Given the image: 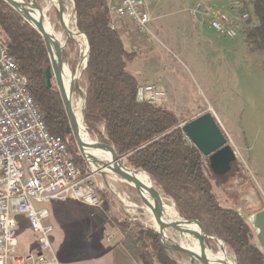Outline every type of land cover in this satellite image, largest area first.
I'll return each instance as SVG.
<instances>
[{
	"label": "rangeland",
	"instance_id": "374dc122",
	"mask_svg": "<svg viewBox=\"0 0 264 264\" xmlns=\"http://www.w3.org/2000/svg\"><path fill=\"white\" fill-rule=\"evenodd\" d=\"M30 2L38 3L40 9L47 7L50 24L55 31L65 33L59 22L57 3L49 0ZM201 3L209 12L199 23L194 10ZM62 4L63 12L70 15V29L77 34L73 2L62 0ZM239 5L240 0L155 1L150 7V28L162 46L154 48L144 47L128 25L119 23L118 26L125 33L120 35L130 53L126 69L138 84L161 82L166 93L161 105L177 116L184 115L190 120L209 111L238 147L236 160L226 175L215 176L206 160L203 169L219 203L226 208H234L247 221L253 212L264 208V71L258 69H264V54L256 52L250 56L241 31L236 38L229 39L217 34L210 25L213 16L228 13L231 9L234 11V8L237 12ZM70 37L76 47L69 51L65 46L64 61L70 68L68 61L76 59L77 64L71 70L74 73L84 48V38L79 35ZM128 40L137 47L136 51L131 50ZM51 83L56 86L54 80ZM77 88L74 93L76 96L81 94L83 98L80 78ZM243 139H247L248 151ZM66 140L71 151L79 152L71 130H68ZM237 165L251 178L261 200L250 189L241 192L237 202L226 197L225 190L238 172ZM87 168L88 172L81 174L87 177L96 191L107 193V197H103L105 205L88 207L75 201L47 205L51 214L49 222L53 226L51 244L60 264H153L147 250L122 224L123 219L133 220L154 230L149 222L151 214L142 202L136 201V198L140 199L137 191L134 188L128 191L125 188L128 184L114 175L95 174L89 164ZM163 200L172 204L169 199ZM253 234V243L260 248L254 231ZM169 235L174 244L180 245V239L174 232ZM106 236H111V240L107 241ZM17 241L20 253L30 252L36 244V236L25 222L17 234ZM219 249L215 243L214 246L209 244L206 251L218 253ZM226 254L233 260L231 254ZM178 263L189 264V260Z\"/></svg>",
	"mask_w": 264,
	"mask_h": 264
},
{
	"label": "trees",
	"instance_id": "16d2710c",
	"mask_svg": "<svg viewBox=\"0 0 264 264\" xmlns=\"http://www.w3.org/2000/svg\"><path fill=\"white\" fill-rule=\"evenodd\" d=\"M23 1L30 3V0ZM72 2L76 31L89 44L87 65L80 75L87 135L111 146L122 165L148 175L153 188L161 192L163 199L172 202L178 216L197 221L207 235L220 240L235 264H264L263 250L254 245L248 222L234 208L222 206L212 193L203 169L207 159L189 143L180 127L189 118L177 116L163 105L153 106L140 97L138 82L126 69L130 53L120 33L109 27L106 1ZM236 10L238 14H248L241 30L247 52L250 56L256 52L264 54V0H240ZM0 38L25 76L28 92L38 105L47 130L64 141L69 159L80 172H88L81 153L68 147L66 134L71 129L59 91L53 85L47 88L43 82V71L49 63L46 44L3 0H0ZM66 47L69 51L75 50L76 43L69 39ZM68 63L74 70L76 59ZM237 166L238 172L225 190L226 197L237 202L239 194L250 189L261 200L251 178ZM125 188L133 191L128 185ZM97 193L107 197L106 192ZM136 201L141 202L138 198ZM260 210L263 208L255 212ZM122 224L147 250L153 264H179L189 260L184 253L164 251L158 234L140 222L123 219ZM209 244L214 246L215 242L209 240Z\"/></svg>",
	"mask_w": 264,
	"mask_h": 264
},
{
	"label": "built area",
	"instance_id": "2783aa9c",
	"mask_svg": "<svg viewBox=\"0 0 264 264\" xmlns=\"http://www.w3.org/2000/svg\"><path fill=\"white\" fill-rule=\"evenodd\" d=\"M105 1L111 30L122 33L118 24L124 23L144 47L162 46L150 29L149 6L155 0ZM232 10L210 20L211 28L229 39L236 38L248 18ZM139 95L153 106L166 97L154 83L140 87ZM67 201L88 207L106 203L69 159L64 141L47 130L25 76L0 38V264H60L51 244L47 205ZM24 222L36 236L28 253H20L17 241Z\"/></svg>",
	"mask_w": 264,
	"mask_h": 264
},
{
	"label": "water",
	"instance_id": "95a60500",
	"mask_svg": "<svg viewBox=\"0 0 264 264\" xmlns=\"http://www.w3.org/2000/svg\"><path fill=\"white\" fill-rule=\"evenodd\" d=\"M3 1L8 3L23 18V20L26 23H28L43 38L48 50L49 63H50L51 54L49 51L48 44L52 43L57 47L59 64L55 69V71L53 72L50 69V65H48L45 68V70L43 71V82L45 86L49 88L52 85L51 81L52 80L55 81L56 87L59 91L64 107L66 109V113L69 119L70 129L75 138V142L79 152L84 157L85 153L91 152L95 147L99 145L104 146L111 155V164L109 165L102 163V165L100 166L102 168V171H99L98 174L103 175L104 173H108L114 175L118 177L122 182L131 186L132 188H134V186H137L139 184H143L146 197L143 199L140 198V200L142 204L145 205L147 211L151 214L153 219L158 223V228L154 229V231L158 234V240L162 249L167 252L175 251L186 254L189 257V264H195L196 262L199 264H211L209 261L205 259V253H204L206 248L209 247V240H213L218 246L220 244L221 250H223L226 253V250L222 242L213 236L207 235L197 221H186L181 219L183 224H197L199 226L201 235L198 237L199 250L197 255L190 254L187 251V249H185L183 246L176 245L170 240L169 243H166L165 240L164 241L162 240L161 232L165 223L164 221H162V219L160 218L159 214L157 213L156 209L154 208L153 204L149 199V189L147 188L145 181L142 179L141 176V173L143 174L145 173L142 172L141 170L130 169L122 165L120 163V159L117 157L113 148L102 141L92 140L88 144L84 145L81 139L77 119L75 118V115L72 110L71 112L67 110L65 104V91L62 86V71L65 64L64 61L65 46L67 40L69 39L72 40L70 34L69 33L67 34L65 45L61 46L59 42L56 39H54V37L47 34L45 30L44 22L38 19L37 17L33 16L31 13H29V11L27 10L29 3H25L23 0H15V2H12L11 0H3ZM56 3H57L56 8L59 15V22L60 25L62 26V22H61V16L63 13L62 0H56ZM35 5L38 7L37 3H35ZM204 14H208V10L206 6L203 3H201L196 7L194 14L195 19L199 23H202V16ZM86 45H87V59L82 71L86 68L88 61L89 44L87 39H86ZM78 69H79V64L77 65V68L74 71L75 74L78 72ZM82 71L79 73V78ZM75 85L77 88V82ZM83 109H84V99H83V108H82V120H83ZM180 127L186 139L189 141V143L194 145L198 149V151L201 153L203 158L207 159L208 166L215 176L217 177L224 176L230 171L231 164L236 160L235 152L232 146L230 145L227 136L225 135L218 121L214 117V115H212L209 111H204L200 115H197L196 117L181 124ZM247 222L251 227V229L255 232L256 240L260 246V249L263 250V255H264V209L252 213L248 217Z\"/></svg>",
	"mask_w": 264,
	"mask_h": 264
},
{
	"label": "bare ground",
	"instance_id": "6f19581e",
	"mask_svg": "<svg viewBox=\"0 0 264 264\" xmlns=\"http://www.w3.org/2000/svg\"><path fill=\"white\" fill-rule=\"evenodd\" d=\"M11 1L15 2V0H11ZM49 1L50 3H56V0H49ZM27 10L33 16L37 17L38 19L44 22L45 30L47 34L54 37V39H56L61 46L65 45V34L67 35L69 33L70 36L79 35L80 37L84 38L83 39L84 48H82L83 50L81 51L78 72L76 74L73 73L71 69L64 64L62 71V86L65 91V104L67 110L69 112H71V110L73 111L75 118L77 119L81 139L83 141V144L86 145L89 142H91L92 139L87 135L82 120L83 98L81 94L76 96V94L74 93L75 89L78 91V88H76L75 84L79 79V73L82 71L87 59L86 39L83 35L79 34L78 32L77 34H75L71 31L70 15L66 12H63L61 16L62 27L65 32L63 33L60 31H55L53 26L50 24L49 19L47 18V14H48L47 7L40 9L35 5L34 2H31L28 4ZM48 46L51 54L49 65L51 71L53 72L55 71V69L59 64L58 49L52 43H49ZM84 159L88 162L92 172L95 174L99 173V171H102V168L100 167L102 163L109 165L111 164L110 153L107 151V149L104 146L101 145L95 147L91 152L85 153ZM141 176L142 179L145 181L147 188L149 189V199L151 203L153 204L154 208L156 209L162 221H164L165 223L161 232L162 240L171 241L169 233L172 231L180 239L181 246L187 249V251L190 254L197 255L199 250L198 237L201 235L199 226L197 224H183L181 218L176 213L174 206L172 204L166 203L162 199L161 192L152 187L151 181L148 178V176L143 173H141ZM134 189L137 191L140 198L143 199L146 197L143 184L134 186ZM149 222L151 223L154 229L158 228V223L153 219L151 215L149 216ZM192 226H194V228ZM218 247L220 248V244ZM220 249L218 253L212 251L208 252L205 250L204 252L205 259L209 261L211 264H235L234 261L231 260V258H229L223 250Z\"/></svg>",
	"mask_w": 264,
	"mask_h": 264
},
{
	"label": "crops",
	"instance_id": "0c3cea01",
	"mask_svg": "<svg viewBox=\"0 0 264 264\" xmlns=\"http://www.w3.org/2000/svg\"><path fill=\"white\" fill-rule=\"evenodd\" d=\"M155 1H157V0H155ZM154 1V2H155ZM154 2H152V3H154ZM152 3L150 4V6H149V13H150V7H151V5H152ZM196 10V9H195ZM195 10H194V14H195ZM208 10V9H207ZM209 12V11H208ZM150 19H151V21H152V18H151V13H150ZM151 21H150V23H151ZM151 29V28H150ZM120 34H122V35H124L125 33H120ZM162 44V43H161ZM128 45H130L131 46V50L133 49V42L131 41V40H128ZM258 69H261L262 71H264V69H263V67L261 68H258ZM133 75V74H132ZM134 76V75H133ZM136 79V78H135ZM149 83H154V84H156V85H158L159 87H161L164 91H165V88H164V86L161 84V82H159V81H156V82H148V83H144V84H138L139 85V87H142V86H144V85H147V84H149ZM219 123V122H218ZM220 127H221V129L224 131V133H225V135L227 136V138H228V140H229V143H230V145L232 146V148H233V150H234V152H237L238 153V147L237 146H235V144L233 143V141L230 139V137H229V134L224 130V128L222 127V125L220 124ZM244 141V144H245V146L247 147L246 149H247V151H248V149H249V146H248V142H247V139H243ZM264 209V208H263Z\"/></svg>",
	"mask_w": 264,
	"mask_h": 264
},
{
	"label": "flooded vegetation",
	"instance_id": "af4514ba",
	"mask_svg": "<svg viewBox=\"0 0 264 264\" xmlns=\"http://www.w3.org/2000/svg\"><path fill=\"white\" fill-rule=\"evenodd\" d=\"M233 164H234V162L231 164V167H232Z\"/></svg>",
	"mask_w": 264,
	"mask_h": 264
}]
</instances>
